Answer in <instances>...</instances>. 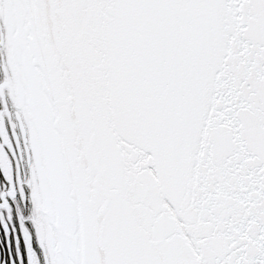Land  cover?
I'll return each instance as SVG.
<instances>
[{
    "label": "snow or ice",
    "instance_id": "6c2138e0",
    "mask_svg": "<svg viewBox=\"0 0 264 264\" xmlns=\"http://www.w3.org/2000/svg\"><path fill=\"white\" fill-rule=\"evenodd\" d=\"M0 264H264V0H0Z\"/></svg>",
    "mask_w": 264,
    "mask_h": 264
}]
</instances>
